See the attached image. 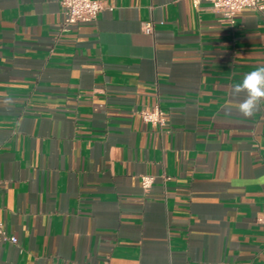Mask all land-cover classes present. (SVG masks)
<instances>
[{"label":"crops","instance_id":"crops-1","mask_svg":"<svg viewBox=\"0 0 264 264\" xmlns=\"http://www.w3.org/2000/svg\"><path fill=\"white\" fill-rule=\"evenodd\" d=\"M0 0V264H264V10L206 0ZM152 25V31L146 26ZM159 107L167 125L141 112ZM152 176L145 191L142 178Z\"/></svg>","mask_w":264,"mask_h":264},{"label":"built area","instance_id":"built-area-1","mask_svg":"<svg viewBox=\"0 0 264 264\" xmlns=\"http://www.w3.org/2000/svg\"><path fill=\"white\" fill-rule=\"evenodd\" d=\"M212 10L222 16L225 20L232 21L235 16L245 10L262 11L264 10V0H206ZM61 10L64 14V27L69 28L75 25L92 24L97 22L100 15L108 9L100 0H61ZM146 31H152V25L146 26ZM143 120L155 128H164L167 120L159 107L141 112ZM154 184L152 176L142 178V186L145 191H149ZM0 240L17 243L15 237H8L4 230V224L0 220Z\"/></svg>","mask_w":264,"mask_h":264},{"label":"clouds","instance_id":"clouds-1","mask_svg":"<svg viewBox=\"0 0 264 264\" xmlns=\"http://www.w3.org/2000/svg\"><path fill=\"white\" fill-rule=\"evenodd\" d=\"M231 96L235 108L244 117H252L264 104V66L244 74L241 81L232 85Z\"/></svg>","mask_w":264,"mask_h":264}]
</instances>
